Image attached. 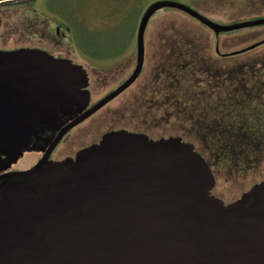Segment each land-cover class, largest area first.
Listing matches in <instances>:
<instances>
[{"label":"water","instance_id":"obj_1","mask_svg":"<svg viewBox=\"0 0 264 264\" xmlns=\"http://www.w3.org/2000/svg\"><path fill=\"white\" fill-rule=\"evenodd\" d=\"M165 6L216 34L264 24V17L219 23L179 0H155L138 27L133 75L54 143L135 80L150 17ZM88 84L86 68L70 57L38 46L0 49V154L16 159L58 127L61 111L87 105ZM17 174L22 178L0 183V264H264V180L226 203L212 191L217 179L207 158L184 137L120 128L76 157L45 158Z\"/></svg>","mask_w":264,"mask_h":264},{"label":"rangeland","instance_id":"obj_2","mask_svg":"<svg viewBox=\"0 0 264 264\" xmlns=\"http://www.w3.org/2000/svg\"><path fill=\"white\" fill-rule=\"evenodd\" d=\"M154 1H2L0 49L38 46L84 61L92 69L93 98L97 100L124 79L130 66L116 64L115 53L122 47V54L132 53L141 17ZM179 1L224 24L264 17V0ZM150 18L142 75L75 127L56 151L57 157L93 142L109 128L134 129L156 138L181 136L194 143L210 163L217 179L213 193L226 203L235 200L264 180V107L260 105L264 90L261 96L252 97L257 93L253 89H264V43L228 56L219 55L215 46L218 43L221 52L228 54L241 50L264 39V24L216 34L199 19L170 6ZM58 24L60 33L55 32ZM101 54L111 56L99 60L96 56ZM233 89L244 96L236 99L235 114L227 113L231 104L222 100ZM242 128V134L233 136ZM39 158L35 153L25 166Z\"/></svg>","mask_w":264,"mask_h":264},{"label":"flooded vegetation","instance_id":"obj_3","mask_svg":"<svg viewBox=\"0 0 264 264\" xmlns=\"http://www.w3.org/2000/svg\"><path fill=\"white\" fill-rule=\"evenodd\" d=\"M62 27H61V24H58V25H56V30H55V32L56 33H60L61 32V29ZM137 41V40H136ZM136 41H134L133 42V50L131 51L132 53L130 54V55H124L125 54V52L122 54L121 53V51L124 49V47H122L120 50H119V52H117V53H115V63L116 64H118L119 66H127L126 68H128L129 66H130V68H129V70H127V71H125L126 72V75L124 76V79H122V80H120V82L116 85V87H114L113 89H111L110 91H108L105 95H103V97L104 96H106V95H108L109 93H111V92H113L114 91V89H117V88H119L120 86H122L124 83H125V81L127 80V79H129L132 75H133V73H134V71H135V69H136V67H137V65H138V41L136 42ZM217 45H218V48H219V44L218 43H216V46H215V48H216V51H217V53L219 54V55H223V56H228V55H231V53H227V52H221V49L219 48V51H218V48H217ZM167 46H168V44H167ZM167 46H166V49H167ZM47 49V48H46ZM45 49V50H46ZM49 52H51L52 54H54L52 51H50L49 49H47ZM126 50V49H125ZM144 52H145V58H144V64H143V67H142V69H141V71H140V73H139V75L135 78V80L133 81V82H131L130 84H128V86H126L125 87V89H123L121 92H119L117 95H115L114 96V98H116L117 96H119V95H121L122 93H124L125 92V90H127V89H129L130 87H132L133 86V84L138 80V78L142 75L141 73H142V71H143V69H144V66H145V59H146V51H145V45H144ZM55 56H63V57H67V58H72L73 59V61L74 62H76V63H78V64H82V65H84V67L86 68V70H87V73H88V76H89V84H88V88H89V90H90V101H89V103L87 104V105H85L84 107H82V105H83V102H80V103H76V105L74 106V108L72 109L73 110V113L72 114H68V113H64V112H60V118H59V125H58V127H51L50 129H46L45 130V132H43L41 135H42V138H40V139H34V140H32V141H30L29 142V145L27 146V147H24L23 149H22V151H21V153L20 154H18V157L16 158V159H10V161H8L9 159V157L8 156H6L5 154H0V157L2 158V161H0V183H4L5 182V180H7V179H11V180H19L20 178H22V176L21 175H18L17 174V172H19V171H27V170H30V168H32V167H35V165H37L38 163H40V161L42 160V159H47V161H57V162H60V161H62L63 159H65V158H68V157H76V155H77V152L79 151V150H81V149H83L84 147H86V146H89V145H92V144H94L95 142H98L102 137H103V135L106 133V132H108V131H111V130H116V129H120V128H109V129H106L105 130V132H103L99 137H97L96 139H94V141L93 142H90V143H87V144H84V146H81V147H79L78 149H76L73 153H65V154H62L61 156H59V157H57V155H59L58 153H56V151L58 150V148L62 145V141L67 137V136H69L70 134H71V132H72V130L75 128V127H77V126H79V125H81V124H83L85 121H87V119H89L91 116H93L95 113H97L99 110H101L103 107H104V105H106V104H108L109 102H111L112 100H114V98L113 99H111L110 101H108V102H106L103 106H101L99 109H97L96 111H94L93 112V114H90L89 116H87V117H85V118H83L82 119V121L81 122H79V123H76V124H74L72 127H70L68 130H66L64 133H63V135L61 136V138L58 140V141H56L55 143H54V140L56 139V137L61 133V130L63 129V128H65L66 126H68L69 124H71L76 118H78L79 116H81L82 115V113H84L85 111H87L89 108H91L95 103H97L98 101H100L101 99H103V97L102 98H100V99H97V100H95L94 98H93V87H92V79H93V76H91V72H92V69L88 66V65H86V63L84 62V61H79V60H77V59H75V58H73V57H71V56H65V55H60V54H58V55H56V54H54ZM108 55V54H107ZM124 55V56H123ZM169 54H167V56H166V59H167V61H168V63L170 62L169 61V56H168ZM105 55L104 54H101L100 56H96V57H99V60H102V58H104V59H107V58H109L110 56H107L106 58L104 57ZM123 56V57H122ZM101 58V59H100ZM162 70L163 71H165L166 69H165V67H163L162 68ZM161 70V71H162ZM169 77H170V75H169ZM224 87V86H223ZM253 90H256V94L255 93H253L252 94V97H255L256 95L257 96H261L262 95V92H263V90L264 89H262V88H260V87H256L255 89H253ZM228 91V95L229 96H224V98L222 99L223 101H224V104L225 105H227V104H231V106H230V108H231V111H229V112H227V113H231V114H233V112L234 111H232V109L234 108V109H236L237 108V106H238V103L239 102H237V98L238 97H244V96H242V95H237V91H236V89H233V91H231V90H227ZM251 93H252V90H249ZM246 94H248V91L246 90ZM220 96L222 95V94H219ZM169 96H171V95H169ZM169 96H165V98H169ZM245 97H246V95H245ZM248 97H249V95H248ZM260 99V98H259ZM248 101V100H247ZM261 103H260V105L262 106V107H264V105H262V104H264V101L261 99ZM222 104V103H221ZM82 108V109H81ZM234 114H235V112H234ZM254 117H255V119H256V117H257V115L255 116L254 115ZM249 119H250V117H249ZM251 122H254V120L252 119L251 120ZM264 122V121H263ZM253 126V130H256V127L254 126V124L252 125ZM124 129H126V128H124ZM128 129V128H127ZM130 130H133V131H135L134 129H130ZM144 133H146V132H144ZM150 137H152L150 134H148ZM161 137V136H160ZM159 137V138H160ZM165 137H169V136H165ZM153 138H156V137H153ZM49 139H51V140H49ZM39 154L40 155V158L38 159V160H36V161H34V162H32V163H30L29 165H26L25 166V163L24 162H26L27 161V159L29 158V157H33L34 156V154ZM21 164V165H19V167H18V164ZM24 163V164H23Z\"/></svg>","mask_w":264,"mask_h":264},{"label":"trees","instance_id":"obj_4","mask_svg":"<svg viewBox=\"0 0 264 264\" xmlns=\"http://www.w3.org/2000/svg\"><path fill=\"white\" fill-rule=\"evenodd\" d=\"M242 132H243V128L240 129V131H237L236 134H233V136H236V135L238 136V133L242 134ZM239 137H240V135H239ZM242 148H243V147H242Z\"/></svg>","mask_w":264,"mask_h":264}]
</instances>
